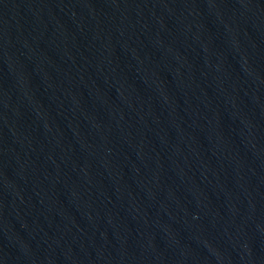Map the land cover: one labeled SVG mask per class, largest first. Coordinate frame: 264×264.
Returning <instances> with one entry per match:
<instances>
[{
  "label": "water",
  "instance_id": "1",
  "mask_svg": "<svg viewBox=\"0 0 264 264\" xmlns=\"http://www.w3.org/2000/svg\"><path fill=\"white\" fill-rule=\"evenodd\" d=\"M0 264H264V0H0Z\"/></svg>",
  "mask_w": 264,
  "mask_h": 264
}]
</instances>
